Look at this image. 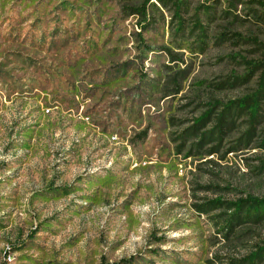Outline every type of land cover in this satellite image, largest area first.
Instances as JSON below:
<instances>
[{"label": "rangeland", "instance_id": "374dc122", "mask_svg": "<svg viewBox=\"0 0 264 264\" xmlns=\"http://www.w3.org/2000/svg\"><path fill=\"white\" fill-rule=\"evenodd\" d=\"M201 1L181 35L141 1L0 0V264H228L264 246V218L228 207L264 198V99L259 122L217 131L259 88L264 21L256 0L209 2L211 19Z\"/></svg>", "mask_w": 264, "mask_h": 264}, {"label": "trees", "instance_id": "16d2710c", "mask_svg": "<svg viewBox=\"0 0 264 264\" xmlns=\"http://www.w3.org/2000/svg\"><path fill=\"white\" fill-rule=\"evenodd\" d=\"M134 1H141V6L138 8H132V13H140L143 15H146V11L148 8L152 7L157 10H160V7L171 11H173V16L175 17L176 23H175V29L178 34L185 35L184 29L186 27L187 19L183 17V13L186 11L189 12L190 7L195 5L194 0H156V2H153L152 0H134ZM219 0H203L199 2L195 9L198 12H202L205 14V16L208 19L212 18L211 14V5L208 4L209 2H218ZM235 5L242 4L243 0H234ZM256 5L260 7L261 15L260 18L264 21V0H256L254 2ZM230 13V9L225 10ZM192 18H190L191 20ZM206 25L202 24L199 20H196L192 28L190 30L189 35H192L193 33H198L196 35L197 40L200 39L201 43L204 44L205 40L202 36L205 37L206 35ZM263 99H264V72L261 74L260 84L259 88L251 95L246 96L242 99L231 101L226 106L225 109L221 112L218 121V135L222 134L224 131V128L231 127L235 121L236 116H241L243 113H245L248 117H250V122H259L260 118V111L262 109L263 105ZM210 112H207L204 116L199 117L197 119V124L193 126L191 129L193 134L198 133V130L196 126L199 124V127H202L205 121L209 118ZM189 129V130H191ZM188 130V131H189ZM216 131V132H217ZM213 134V131L209 133V138ZM207 133H204L202 136L201 142H199L197 145L200 146L203 142H205ZM220 137V136H219ZM228 207H235L236 212L234 214V219H236L238 222L241 221L242 218L244 219H250V218H264V198H242L239 201L231 202ZM243 221V219H242ZM230 231L233 230V224L230 223ZM261 264L264 262V246L260 247L258 251L253 252L251 255L240 259L236 261H230L228 264Z\"/></svg>", "mask_w": 264, "mask_h": 264}]
</instances>
